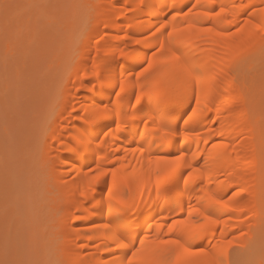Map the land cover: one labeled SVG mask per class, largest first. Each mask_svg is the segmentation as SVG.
Here are the masks:
<instances>
[{
    "label": "bare ground",
    "instance_id": "1",
    "mask_svg": "<svg viewBox=\"0 0 264 264\" xmlns=\"http://www.w3.org/2000/svg\"><path fill=\"white\" fill-rule=\"evenodd\" d=\"M90 1L91 9L88 11H92L94 16L91 14V17L88 18L90 13L86 10V14V11L82 10L83 3L80 0L82 5L80 4L81 9L79 8V11L82 10L84 18L90 19V22L87 21L88 24L84 25V30L87 29L88 32L78 41V43L80 42L77 46L79 47L78 50L73 52L74 55L71 59L74 63H69L73 65L72 68L69 66L73 85L63 96L57 97V95L55 97L57 103L54 101L57 106L53 105L59 110L53 108L58 114L54 117L60 116L61 121H67L68 124L65 122L66 124L62 126L59 121L54 120L55 122H52L54 125L48 128L50 131H46L47 137H50L48 139L51 140L49 143L44 135L47 146L46 148L44 146L46 150L44 149L43 152H46L47 155L56 152L52 156H48V167L54 182L52 187H54L53 190L57 195L51 191L49 193L50 195L53 194L51 196L56 195L55 199L53 197L55 212H52L56 213V216L58 213L59 226L57 230L59 234L57 235L60 236L62 242L67 243H64L65 249L62 248V252L68 254L70 263L107 264L112 258H122L123 251H117V256L116 253L112 254L110 251L114 247L112 240L115 225H108L109 187L113 188V194L117 197H123L127 193V198L135 197L138 201L142 192L144 202L152 210L149 216L143 218L137 216L139 223L134 224L135 231L133 233L138 237L137 245L139 240H144L145 245L148 246L156 240L175 238V236L169 237L167 226L174 218L186 217L189 204L203 210L208 206L207 197L209 194H215L217 199H226L238 186L245 188L250 195L241 199L239 204H234L233 207L243 208L247 213L251 211L252 215L249 216L258 217L259 210L263 207L261 206L263 205L261 198L264 196V155L261 150L264 147H262L264 141L263 143L260 142V137L258 138L255 133L258 134L263 125L259 123L258 111L246 104L249 94L245 91L246 89H243V82L241 87L237 77L233 76L235 71L233 74L229 71L230 66L240 58L242 59L244 56L249 58L247 54L253 50V47L255 49L261 43L259 40L263 41L264 39L260 32L252 28L251 24L245 27L243 32H236V29L244 25V22L249 19L255 24L264 23V14L259 11L260 8H264V0ZM240 3L254 4L256 8L246 9L247 15L233 14L232 6ZM186 5H191L189 11L182 13V8ZM220 6L225 7L228 11L219 17L207 15L213 10L219 11ZM177 12L180 15L173 19ZM84 18L82 19L84 20ZM83 20L82 22L86 21ZM162 24H167L169 28L175 26L178 29L187 25L194 26L190 31L178 34L179 39L186 41L180 49L181 61L171 73L164 77L167 81L166 86L171 100L167 105V110L175 115L181 129L184 128V125L180 117L187 118L191 109L196 107L195 92L191 81L187 78L185 67L199 68L204 72L218 76L217 89L212 102L204 107L202 99L200 115L188 125L190 139L181 143L180 141L183 140V133H181V136L173 137L170 144H163V146L157 133L161 123V114L159 110H153L146 100H142L141 105H136L135 93L140 90V87L139 85L133 86L135 73L140 71V66L146 60L153 58V53H156V60L163 61L166 59L159 52V46L166 35V33L161 34L163 32V29H160ZM200 28H212L213 31H197ZM232 28L235 29L232 30ZM104 29L106 33L103 31ZM219 33L236 34L219 35ZM92 34L93 37L99 38L96 42L91 40ZM74 47L76 46H71V49L73 50ZM91 49L94 50L92 57L89 56ZM121 50L125 53L123 57L120 55ZM240 62L242 63L243 60L238 61L239 64ZM93 64L100 68L109 69V75L105 78L103 88L89 75L93 70ZM160 76L161 73L155 74L156 78H160ZM82 80L96 83L97 88L89 91L91 84L84 87L81 84ZM121 80L124 81L123 92H120ZM117 92H120L119 96L116 95ZM74 97L79 98V100ZM60 98L62 99L60 100ZM73 101L79 102L74 104ZM71 103H73V108L69 106ZM237 103H245V108L241 109V104L239 106L240 111L232 114ZM248 104L250 105L251 102L249 101ZM82 105L89 108L92 105L98 107L108 105L110 110H115V114H109L107 118L95 123H88L85 119L86 114L81 110ZM68 106L71 107V110L80 111L79 116L75 117L74 115L72 121L70 120L71 117L69 119V114L67 118L62 115L70 111H68ZM65 115L67 116V114ZM117 119L121 123L120 131H116L115 121ZM84 127L89 129L92 144L80 152L61 150V137L67 145L72 137L83 131ZM106 133L107 135H105ZM253 136L257 137L261 145L258 144L259 142L254 143L256 138ZM224 144L228 147L221 146ZM141 148L144 149L143 153L140 151ZM180 151L186 153V160L183 162L184 167L181 170L183 175L186 176L188 171L193 168L200 169V173L187 186L180 178L166 199L155 201L154 192L151 194L152 199H150L146 188L150 189L152 185L145 183L150 168L149 157L151 156L154 160L158 155H177ZM193 153H198L195 159H193ZM97 163L102 168L116 167L120 169V174L135 172L140 177V182L129 186L113 185L112 178L110 176L105 177L101 183L95 185L96 191L89 194V199L93 196L95 199L91 203L83 201L80 192L84 191L88 181V177H85L84 173L89 167L95 168ZM154 166L153 164L152 167ZM162 167L166 166L162 165ZM47 188L42 190L46 203L42 208L43 211L44 207H49L50 202L48 203V200H53L48 195L49 188ZM102 198L104 200L103 212L99 210L97 205V202ZM94 205L97 208L95 211H93ZM39 206L41 205H38V208L42 207ZM213 210L221 218L222 223L215 226V230L208 232L205 238L196 241L200 246L208 247L227 240L228 236L235 234L238 229L245 228L249 224L248 220H245L246 218L243 219L244 214L240 211H236L228 223H223V220L227 219L223 213L230 211V209L215 206ZM75 211L80 212L79 217L80 220L82 219V223L80 221L79 226L76 225L73 229L72 224L67 222V218L73 217ZM252 225L254 224L252 223ZM109 227L112 228V231L108 230ZM71 228L77 239L79 238L77 236H82L80 239L83 237L84 240L87 239L86 243L81 244L84 246L83 248L88 249L87 252L82 253V250L74 249L76 244L73 240L71 243L67 241L73 239L68 237L71 235L69 234Z\"/></svg>",
    "mask_w": 264,
    "mask_h": 264
},
{
    "label": "rangeland",
    "instance_id": "2",
    "mask_svg": "<svg viewBox=\"0 0 264 264\" xmlns=\"http://www.w3.org/2000/svg\"><path fill=\"white\" fill-rule=\"evenodd\" d=\"M81 1L83 5L80 0H0V262L12 260L40 261L43 264H48V262L71 264L68 254L62 252L65 249V242H62L60 236L57 235L59 234L57 230L58 213L57 218L56 213L52 212L57 194L52 187L54 182L49 174L48 156L56 152L47 155L43 151L47 146L45 142L51 141L46 131H50L48 128L54 125L52 122L57 120L62 126L67 123V121H61L60 116L54 117L58 115L59 110L53 105L57 106L55 97L63 96L73 85V78L70 74L73 65L69 63L72 62L71 58L79 48L77 47L80 43L78 41L88 32L87 29L84 30V25L88 24L87 21L90 22L88 18L91 14L94 16L92 11H88L91 9V1ZM6 3L16 5V7L5 9L3 5ZM80 4L84 12L87 10L90 13L86 19L83 16L84 12L79 11ZM190 6H184L182 13L189 11ZM103 31L106 33L105 29ZM260 34L264 37V33L260 32ZM98 39L97 37L91 38L93 42ZM263 41L259 40L261 42L259 46L257 45L255 49L253 47V50L248 53L251 56L247 54L249 58L245 56L240 58L243 60L240 64L238 63L240 59L235 61L236 63L230 66L229 71V73L232 72L231 74L235 71L233 76L237 77L241 87L243 82V89H246L245 91L251 96L246 94L251 102L249 105L247 100V106H251L260 115L259 123L263 126L261 125V133L255 134L258 138L260 137L259 140L262 143L264 141ZM71 46H76L77 48L74 47L76 50L73 51ZM93 54L94 50L91 49L89 56L92 57ZM244 59H246L245 62ZM69 66H71L70 70ZM74 98L79 100V98ZM78 102L73 101L74 104ZM73 103L69 105L72 108ZM239 104H235L232 114L240 111L241 104V109L245 108V103ZM69 106L68 111L74 114L71 116L72 113L65 112L62 115L67 118L69 114V119L71 117L72 121L73 116L77 117L76 113L80 114V111L71 110ZM53 108L57 111L55 112ZM44 135L47 137L46 141ZM255 136H253L256 138L254 143L259 142ZM260 142L258 144L261 145ZM263 149L261 150L264 155ZM46 187L49 188H47L48 195L51 192L56 195H50L52 199L54 197L52 201L48 196L50 204L49 207H44L43 211L45 203L43 191ZM51 187L52 190H50ZM261 199H263V202L261 201L263 207L259 210L258 217L249 216L252 215L251 211L247 213V218L243 216V219L248 220L250 228L241 227L236 231V235L233 234L226 238L239 237L240 231L247 233L238 240V244L243 247L234 249L231 254V259L237 264H257L264 256V196ZM38 205L42 207L38 208ZM77 216H80V212L67 218V222L72 224L73 229L76 225L79 226L82 220L76 219ZM72 228L69 230L71 235L68 237L73 239L69 238L70 241H67L71 243L73 240L76 244L74 249L82 250V253L87 252L88 249L81 246L87 242V239L84 240V237L80 239L82 236H77L79 237L77 239L71 231Z\"/></svg>",
    "mask_w": 264,
    "mask_h": 264
},
{
    "label": "snow or ice",
    "instance_id": "3",
    "mask_svg": "<svg viewBox=\"0 0 264 264\" xmlns=\"http://www.w3.org/2000/svg\"><path fill=\"white\" fill-rule=\"evenodd\" d=\"M195 7V5H193ZM5 9L16 7L13 4H4ZM174 7V6H173ZM255 9L256 5H245L243 3L234 4L232 6L233 14L247 15L246 9ZM228 10L220 6L219 11L213 10L207 13L209 16L219 17L225 14ZM261 14H264V8L259 9ZM180 13L177 12L173 19H176ZM255 15V12H253ZM249 24L257 32L264 33V23L255 24L252 20H246L244 25L236 29V32H243L244 28ZM194 26L187 25L183 28H176L175 26H169L162 24L160 29H163L162 35H165V39L159 46V52L161 56H165L163 61L156 60V53H153V58L145 61L140 66V71L135 73L133 80V86L139 85L140 90L135 93V104L141 105L142 100H146L149 106L153 110H159L161 114V123L157 129V133L163 144H170L173 137L181 136L183 133V140L190 139L188 135V125L196 119L202 111V99L204 101V107H207L212 102L216 89L217 79L216 74L207 73L199 68H193L191 66L185 67L187 78L191 81L195 95L196 107L191 109V112L187 114V118L183 116L180 119L183 120L184 128L181 129L179 122L176 120L175 115L167 110V105L171 102L170 94L167 89V81L164 78L171 73L181 61L180 49L186 41L178 38V34L186 31H190ZM158 29V31H160ZM200 32H211L212 28H200L197 29ZM236 33H219V35H235ZM120 55L123 57L125 53L121 50ZM161 73L160 78H156L155 74ZM89 75L93 80L99 83L101 88L104 87L105 78L109 75L108 68H100L93 64V70ZM131 75V74H130ZM82 86L87 87L91 84L89 91L97 88L96 83L91 81H81ZM124 91V81L120 82V92ZM120 92L116 95L119 96ZM135 107V105H133ZM81 110L86 114V122L95 123L99 120H103L109 116V114H115L114 109H109L108 105L98 107L92 105L91 108L87 106H81ZM71 114V113H70ZM77 116L79 114L77 113ZM116 131H120L121 123L119 119L115 121ZM147 123V122H145ZM153 123L155 121L153 120ZM107 135V133L105 134ZM61 150L68 152H80L92 144L90 139V132L87 127L83 128L82 132H78L72 137L69 143H64L63 137L60 140ZM227 148L228 145H221ZM140 151L143 153L144 149ZM198 153H193V159L196 158ZM186 160V153L180 151L177 155L163 154L158 155L153 160L149 157V174L147 176L146 184H151L150 189L146 188L149 192L150 199H152V193L154 192V200L159 201L166 199L178 184L180 178L183 179L185 186L193 181L197 174L200 173V169L193 168L188 171L184 176L182 169L184 167V161ZM155 165L152 167V165ZM165 165L166 167H162ZM85 177H88L87 185L84 191L80 192V197L83 201L91 203L95 199L93 196L89 199V194L96 191L95 185L101 183L105 177H111L113 185L129 186L133 183H139L140 177L135 172L131 174H120V169L116 167L102 168L97 163L95 168L89 167L87 172L84 173ZM108 203H107V215L109 217L108 225H115V231L113 233V248L110 250L112 254L117 251H123V256L120 259H113L107 262V264H237V262L231 259L232 251L243 245L238 244L240 237L247 235L246 232L240 231L239 237H233L222 242H218L215 245H209L208 247L200 246L196 241L205 238L206 234L215 230V226L220 225L222 220L216 215L213 210L215 206H222L230 211L223 213L227 219L223 220V223H228L233 214L236 211H240L247 218V211L243 208L233 207L234 204L238 205L240 200L245 198L250 193L243 187H237L233 190L230 196L226 199H217L215 194H209L207 197L208 206L203 208L193 207L189 204L187 216L184 218H174L168 227L169 237L175 236V238H167L153 241L152 245H145L144 240H139L137 245V239L133 233L135 231L134 224L139 223L137 216L141 218L149 216L152 211L148 204L144 202L143 193H140V200L135 197L127 198V193L123 197H117L113 194V188L108 189ZM239 198V199H238ZM99 210L104 211L103 198L97 202ZM97 210L94 205L93 211ZM250 210V209H249ZM183 211V209H181ZM80 219V217H76ZM112 231V228H108ZM0 264H43L40 261H12L5 260ZM48 264H54V262H48ZM257 264H264V256L257 262Z\"/></svg>",
    "mask_w": 264,
    "mask_h": 264
}]
</instances>
